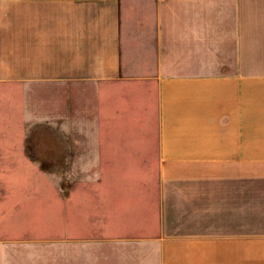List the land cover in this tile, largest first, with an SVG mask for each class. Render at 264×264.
Returning <instances> with one entry per match:
<instances>
[{
	"label": "crops",
	"instance_id": "crops-1",
	"mask_svg": "<svg viewBox=\"0 0 264 264\" xmlns=\"http://www.w3.org/2000/svg\"><path fill=\"white\" fill-rule=\"evenodd\" d=\"M0 81L92 85L89 155L142 163L93 264H264V0H0Z\"/></svg>",
	"mask_w": 264,
	"mask_h": 264
},
{
	"label": "rangeland",
	"instance_id": "rangeland-1",
	"mask_svg": "<svg viewBox=\"0 0 264 264\" xmlns=\"http://www.w3.org/2000/svg\"><path fill=\"white\" fill-rule=\"evenodd\" d=\"M93 89L0 81V264H93L95 245L84 239L96 234L100 207L108 212L111 189L128 194L116 170L142 164L89 155L85 143L97 134ZM154 166L146 177L152 220Z\"/></svg>",
	"mask_w": 264,
	"mask_h": 264
}]
</instances>
